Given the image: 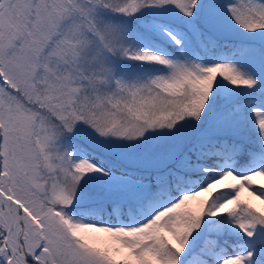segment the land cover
<instances>
[{
    "label": "snow or ice",
    "instance_id": "snow-or-ice-1",
    "mask_svg": "<svg viewBox=\"0 0 264 264\" xmlns=\"http://www.w3.org/2000/svg\"><path fill=\"white\" fill-rule=\"evenodd\" d=\"M0 264H264V0H0Z\"/></svg>",
    "mask_w": 264,
    "mask_h": 264
},
{
    "label": "trees",
    "instance_id": "trees-1",
    "mask_svg": "<svg viewBox=\"0 0 264 264\" xmlns=\"http://www.w3.org/2000/svg\"><path fill=\"white\" fill-rule=\"evenodd\" d=\"M258 203V202H257Z\"/></svg>",
    "mask_w": 264,
    "mask_h": 264
}]
</instances>
